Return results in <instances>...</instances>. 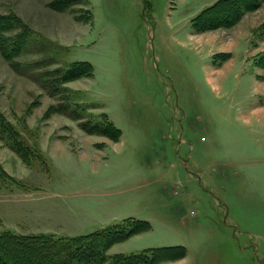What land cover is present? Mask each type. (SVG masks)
<instances>
[{
    "label": "rangeland",
    "instance_id": "374dc122",
    "mask_svg": "<svg viewBox=\"0 0 264 264\" xmlns=\"http://www.w3.org/2000/svg\"><path fill=\"white\" fill-rule=\"evenodd\" d=\"M64 1L0 0V37L27 36L17 55L0 41V232L131 217L151 229L109 255L264 264V0L200 33L218 0ZM78 61L93 75L61 83ZM105 117L117 140L82 128Z\"/></svg>",
    "mask_w": 264,
    "mask_h": 264
},
{
    "label": "trees",
    "instance_id": "16d2710c",
    "mask_svg": "<svg viewBox=\"0 0 264 264\" xmlns=\"http://www.w3.org/2000/svg\"><path fill=\"white\" fill-rule=\"evenodd\" d=\"M68 1L65 0L64 4L68 5ZM257 1L218 0L194 18L191 24L192 30L200 33L213 29L216 25L211 22V19H214L217 14H219V19L222 18V25L230 24L237 20L242 12L250 10L258 4ZM206 17L210 21L206 20ZM6 19L7 17H0L1 23L5 27ZM83 20L91 22L89 18ZM26 37L24 33L9 42L8 39L1 37L0 41H4L1 43L3 47L14 50L11 55H17L25 48ZM5 55L9 57V53H5ZM92 75V65L86 61H78L71 64L62 73L59 81L65 83ZM0 120L5 121L1 113ZM82 126L86 132H100L112 140H117L121 135V131L106 117L102 122L82 124ZM23 151L26 153L25 146ZM150 229L151 226L147 221L126 218L90 234L75 237H57L52 234L24 235L12 231H1L0 264H158L163 261L178 260L186 255V250L181 246L148 248L131 254H108L114 244Z\"/></svg>",
    "mask_w": 264,
    "mask_h": 264
},
{
    "label": "crops",
    "instance_id": "0c3cea01",
    "mask_svg": "<svg viewBox=\"0 0 264 264\" xmlns=\"http://www.w3.org/2000/svg\"><path fill=\"white\" fill-rule=\"evenodd\" d=\"M129 218H131V217H129ZM135 219V218H134ZM124 220V219H123ZM139 220V219H138ZM145 221V220H144ZM149 223V222H148ZM103 229V228H102ZM100 230V229H99ZM98 231V230H97ZM95 232V231H94ZM41 234H44V233H41ZM50 234H52V233H50ZM33 235H35V234H33ZM52 235H54V236H57V237H75V236H81V235H79V234H77V235H75V234H66V235H63V234H61V235H56V234H52ZM137 235H140V234H137ZM134 236H136V235H134ZM133 237V236H132ZM131 238V237H130ZM174 246H180V245H174ZM165 247H171V246H165ZM181 247H183V246H181ZM156 248H161V247H156ZM184 249H185V247H183ZM111 249V248H110ZM109 249V250H110ZM186 250V249H185ZM115 254H119V253H115ZM186 254H187V251H186ZM186 256V255H185ZM184 256V257H185ZM183 257V258H184ZM183 258H181V259H183ZM181 259H178V260H174V261H172V263H174V262H178V261H180Z\"/></svg>",
    "mask_w": 264,
    "mask_h": 264
}]
</instances>
